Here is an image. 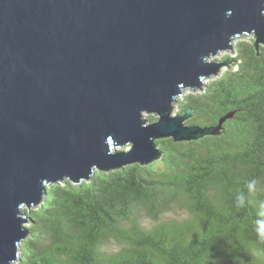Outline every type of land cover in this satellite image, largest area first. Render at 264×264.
<instances>
[{"label":"water","instance_id":"water-1","mask_svg":"<svg viewBox=\"0 0 264 264\" xmlns=\"http://www.w3.org/2000/svg\"><path fill=\"white\" fill-rule=\"evenodd\" d=\"M242 36L264 46V0H0V264L18 263L24 209L51 184L148 166L158 140L219 135L232 115L201 127L186 124L193 109L173 113L236 70L211 58Z\"/></svg>","mask_w":264,"mask_h":264},{"label":"trees","instance_id":"trees-1","mask_svg":"<svg viewBox=\"0 0 264 264\" xmlns=\"http://www.w3.org/2000/svg\"><path fill=\"white\" fill-rule=\"evenodd\" d=\"M234 47L223 60L235 71L179 100L178 115L194 110L189 126L232 115L221 133L158 140L163 156L148 166L51 184L24 209L17 264H264V46Z\"/></svg>","mask_w":264,"mask_h":264},{"label":"rangeland","instance_id":"rangeland-1","mask_svg":"<svg viewBox=\"0 0 264 264\" xmlns=\"http://www.w3.org/2000/svg\"><path fill=\"white\" fill-rule=\"evenodd\" d=\"M253 39V37H245V38H243V39H241V40H252ZM240 39H237V40H235V42H234V45L236 46L237 44H238V42H240L241 41ZM232 56V57H235V52L234 51H232V52H223V53H221V54H219V56H217V57H212L211 58V60H213V61H215V62H222V61H224L223 60V58L225 57V56ZM225 69V68H224ZM223 69V70H224ZM223 70L221 71V73L223 72ZM209 81H211V79L210 80H207L206 81V85H207V83L209 82ZM206 85H205V87H206ZM193 91L192 90H189V89H187V90H185L184 91V94H183V96L181 97V98H179V100H183L184 98H185V96L187 95V94H189V93H192ZM198 92H200V91H198ZM180 110H181V108H180V103H177L176 105H175V110H174V113H173V115L174 116H176V115H178L179 113H180ZM151 116H153V115H150V114H145L144 116H143V118L145 119V120H149V117H151ZM156 117V116H155ZM150 123V122H149ZM125 149H129V147H127V148H125ZM146 223H149V224H152L151 222H146ZM27 225V227L28 226H30V223H27L26 224Z\"/></svg>","mask_w":264,"mask_h":264},{"label":"clouds","instance_id":"clouds-1","mask_svg":"<svg viewBox=\"0 0 264 264\" xmlns=\"http://www.w3.org/2000/svg\"><path fill=\"white\" fill-rule=\"evenodd\" d=\"M250 37H252V36H250ZM239 39H240V38H239ZM234 46H235V45H234ZM224 52H225V51H224ZM226 52H228V51H226ZM221 53H223V52H221ZM221 53H220V54H221ZM218 56H219V55H218ZM216 57H217V56H216ZM198 91H199V90H198Z\"/></svg>","mask_w":264,"mask_h":264},{"label":"bare ground","instance_id":"bare-ground-1","mask_svg":"<svg viewBox=\"0 0 264 264\" xmlns=\"http://www.w3.org/2000/svg\"><path fill=\"white\" fill-rule=\"evenodd\" d=\"M205 85H206V82H205Z\"/></svg>","mask_w":264,"mask_h":264}]
</instances>
